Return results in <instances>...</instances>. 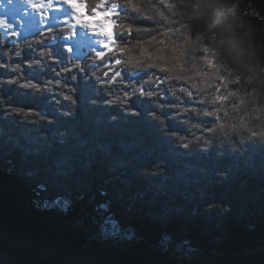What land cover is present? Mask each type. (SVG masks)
Masks as SVG:
<instances>
[{
	"label": "trees",
	"instance_id": "obj_1",
	"mask_svg": "<svg viewBox=\"0 0 264 264\" xmlns=\"http://www.w3.org/2000/svg\"><path fill=\"white\" fill-rule=\"evenodd\" d=\"M84 2L92 14L96 0ZM130 4L140 12L116 17L104 60L94 50L71 56L67 27L22 41L0 32V255L11 264H264V138L207 132L215 117L203 115L219 108L262 130L264 0ZM121 25L133 29L125 53L116 51ZM157 49L203 91L171 80L156 97L133 94L155 89L150 73L165 74L123 60ZM62 161L75 170L58 175ZM108 219L119 236L103 232Z\"/></svg>",
	"mask_w": 264,
	"mask_h": 264
},
{
	"label": "snow or ice",
	"instance_id": "obj_2",
	"mask_svg": "<svg viewBox=\"0 0 264 264\" xmlns=\"http://www.w3.org/2000/svg\"><path fill=\"white\" fill-rule=\"evenodd\" d=\"M12 2L13 0H8V3H12ZM22 2L27 4L33 10L32 13H25V14L39 17V24L36 26V31L38 33H43V34L50 33L52 32L53 29L63 24V25H70L66 29L68 36L70 37L76 34V29L78 26L84 24L82 21L79 20L77 21L76 24L70 23L74 13L69 12L68 8L75 10L76 5L70 4L69 0H22ZM2 3L3 0H0V4ZM65 5H67V7H64ZM129 7H131L132 10L135 12H140V8L137 7L135 4H130V0H125L124 3H121L120 0H96V2L91 7V11L93 14H95L98 9H103L105 12L111 13L113 17L116 18L119 17L121 14L127 15ZM50 16H51V20H49ZM59 16H64L67 17L68 19L61 21L59 19ZM54 17L56 18L54 19ZM17 23L20 25L21 28L24 27L22 20H18ZM0 25H3L4 28L11 31L13 35L20 34L19 32L16 31V26L12 23H9L5 20H0ZM132 30L133 29L131 25H128L126 27L121 25L119 39L121 40L122 43L120 44V46L116 48V51L118 53L129 52L128 46L125 43H123V41H124V36L125 35L130 36ZM92 31L104 37L101 46L103 49H108L110 47V43H109L110 41L112 43H115L113 37L110 34L104 33L95 28H93ZM136 31L138 32L148 31V29L146 28L136 29ZM169 33L170 32L166 31L163 33V35L168 36ZM5 35H7V33H5ZM153 39L155 40V37H153ZM55 42L56 41L50 40L44 46L45 48L52 47ZM80 43L87 44V41H81ZM160 43L164 44L165 41L161 40ZM164 51H165L164 49H157L155 53H148L146 50H141L139 56L132 57L131 55H129L127 59L123 60V63L126 67L130 66L133 69H149V70L155 69L159 73L165 74L163 76H159L156 75V73L154 72L150 73V75H152L154 79L153 81H148V83H154L155 89L145 90L144 86L141 85L139 88H133V94H135V92L138 91L141 95L147 96L149 98L156 97L159 94V92L164 91L163 89H160L159 86L161 84H164L166 81H171V80L187 81L188 84H190L193 89H196L198 93L202 92L203 88L206 85L204 84L203 86H201L200 83L196 82L194 77L179 74L180 69L178 68V66L174 64L176 57L172 56L171 58H169L168 56L164 55ZM16 54L19 55V52H17ZM96 57L100 60H104L105 52L101 50L98 51ZM110 63H114L115 65H120L122 63V60L120 58H117L111 61ZM189 71L196 72V70L193 68L189 69ZM105 75H107V73H105ZM119 76H121V72L117 70L115 72V75L112 77V82L115 83L116 77ZM195 76L198 77L196 74ZM139 78H140L139 74H137V76H129V81ZM26 86L35 87V85H31V84ZM180 91L186 94L188 97H191L193 95V93L189 91V89L186 87L181 88ZM124 95L128 96L130 95V93L125 92ZM182 110L184 112H188L189 110H191L192 112L197 111L196 107H192L191 109H189L188 107H184ZM220 111L221 109L219 108H216L214 110L203 111L204 116L215 117V121L209 120L204 122L206 125L205 130L207 132L215 133L219 130L224 134L225 137H227L231 134H235L240 131H246L252 138H256V137L264 138V127L261 126L262 130L259 131L256 130V128L253 127V125L250 123L251 119L248 116L240 115L234 121H229L227 120L229 114L227 112H224V118H221ZM149 115L153 119H159V117L155 112H150ZM257 119L259 118L257 117ZM194 127H199V125H194ZM197 139H203V137H197ZM182 146L185 149H187L189 147V144L184 143ZM65 163L66 162L62 161L57 164L58 175L67 176L75 170L73 167H65ZM28 175L31 176L32 173L29 172ZM101 194L104 195L106 193L102 191ZM54 203L58 205L61 204V199L57 198V200ZM70 203H71L70 198H64L62 202V210L67 211ZM45 206H47V202H45ZM100 207L106 209L108 205L105 203V204H101ZM106 224L110 225V227H105L103 229L105 235L119 236L121 234V230L118 227V224L115 220L108 219L106 221ZM126 238L131 239L132 235H127ZM170 240L171 237L168 234H164L162 236V241L168 242ZM183 243L188 244L189 242L185 240L183 241ZM188 250L191 251V249Z\"/></svg>",
	"mask_w": 264,
	"mask_h": 264
},
{
	"label": "rangeland",
	"instance_id": "obj_3",
	"mask_svg": "<svg viewBox=\"0 0 264 264\" xmlns=\"http://www.w3.org/2000/svg\"><path fill=\"white\" fill-rule=\"evenodd\" d=\"M69 2L71 4L72 1L70 0ZM23 17H24V15L20 16L18 19L22 20L24 22ZM59 19L62 21V20H66L68 18L67 17H61ZM0 20H5V21L11 23L7 19L6 15L1 16ZM82 22L84 23L83 26L82 25L78 26L76 29V32L79 33V35H82L83 37H81V40L80 39L77 40V42H76L77 46H75L74 49L72 48V45H71V39L73 38V36H70V37L68 35L64 36L66 43H67V46L69 47L68 49H70L69 50L70 54H72L73 57H75L76 59H79V60H81L80 57L82 56V54H84V53H80V52H81L82 47L84 48L85 45L88 47V49H93L94 52L96 50H99L100 40L92 42L93 43L92 45H90L89 41L87 42V44L80 43L81 41H87L88 39L92 40L93 35H95V34L98 35L97 33L93 32L92 29L95 28V29H98L104 33H108V32H106L107 27L111 26V31H112L114 24L117 23V20H116V18L113 17V15L111 13L105 12L104 10H100L99 12H96L95 14L86 15V19L84 18ZM16 23H17V21L15 23H12V24L15 25ZM70 23L76 24L74 19H72ZM38 24H39V22H38ZM37 25L34 26L35 28L32 32L28 33L27 35H25L23 37H20L19 35H13V33L11 31H9L8 29L4 28L3 25H0V32L2 31L4 33V35H5V33H7V35H5V37H7V38H11L14 41H20V40H22L28 36H31V35L37 33V31H36ZM64 26L69 27L70 25H64ZM16 31L18 32V30H16ZM86 32H88V34H87L88 36H86ZM89 36H91V37L89 38ZM99 36H101V37H98V39L99 38L101 39L103 37L102 35H99ZM115 38H116V36L113 37V40ZM115 45H116V43H110V47L108 49H103L102 47L101 48H102V51H104L106 53V52L112 51L113 48L115 47ZM95 54H97V53L95 52ZM0 257L5 259V257H3L1 255H0Z\"/></svg>",
	"mask_w": 264,
	"mask_h": 264
},
{
	"label": "bare ground",
	"instance_id": "obj_4",
	"mask_svg": "<svg viewBox=\"0 0 264 264\" xmlns=\"http://www.w3.org/2000/svg\"><path fill=\"white\" fill-rule=\"evenodd\" d=\"M71 1H72L71 4L76 5V9L73 10L71 8H68V11L74 13L72 19H74L75 23H77L78 20L83 21L84 18L86 19L84 4L80 0H71ZM64 7H67V5H65ZM32 12H33V10L27 4L23 3L22 0H13L12 3H8V0H3V3L0 4V17L3 15L4 16L6 15L7 19L11 23H15L16 21L19 20L18 18L20 16L24 15V17H23L24 27L21 28L18 23L15 24L16 30H18V32L20 33L19 34L20 37H23V36L27 35L28 33L32 32L35 28L34 26L37 25L39 22L38 16L25 14V13H32ZM61 17H64V16H59V18H61ZM55 18L56 17H54V19ZM49 20H51V16L49 17ZM106 32H108V34H110L113 37V33L111 31L110 26L107 27ZM87 34H88V32H86V36H88ZM81 37H83V36L79 35V33H77V32L73 36L72 41H71V45H72L73 49L76 46L77 40H79V39L81 40ZM90 37L91 36H89V38ZM98 37H101V36L95 34L92 36L93 39L92 40L88 39L87 42L89 41L90 45H92L93 44L92 42H94V41H97V40H100V42L103 41L104 37H102L101 39L100 38L98 39ZM109 43H111V41ZM0 263H3L2 259H0Z\"/></svg>",
	"mask_w": 264,
	"mask_h": 264
},
{
	"label": "water",
	"instance_id": "obj_5",
	"mask_svg": "<svg viewBox=\"0 0 264 264\" xmlns=\"http://www.w3.org/2000/svg\"><path fill=\"white\" fill-rule=\"evenodd\" d=\"M2 256V255H1ZM4 257V256H3ZM1 259H2V261H3V263H0V264H11V261L9 260V259H7L6 257H5V259L4 258H2V257H0Z\"/></svg>",
	"mask_w": 264,
	"mask_h": 264
},
{
	"label": "clouds",
	"instance_id": "obj_6",
	"mask_svg": "<svg viewBox=\"0 0 264 264\" xmlns=\"http://www.w3.org/2000/svg\"><path fill=\"white\" fill-rule=\"evenodd\" d=\"M261 126L264 127V124H262Z\"/></svg>",
	"mask_w": 264,
	"mask_h": 264
}]
</instances>
